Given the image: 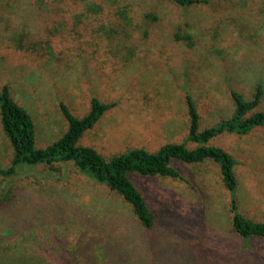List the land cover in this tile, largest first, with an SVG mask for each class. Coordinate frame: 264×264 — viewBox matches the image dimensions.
<instances>
[{"label": "rangeland", "instance_id": "1", "mask_svg": "<svg viewBox=\"0 0 264 264\" xmlns=\"http://www.w3.org/2000/svg\"><path fill=\"white\" fill-rule=\"evenodd\" d=\"M220 3L222 10L169 0H0V86L9 83L31 115L37 147L67 129L61 101L81 117L92 96L116 102L79 139L104 157L181 142L187 93L204 128L231 114L230 88L246 98L258 81L264 88V0ZM110 51L127 62L104 59ZM210 144L237 161L241 213L264 221V128ZM12 155L0 121V166ZM55 165L20 164L0 175V264H264V239L232 227L213 161H176L183 179L130 175L154 215L151 228L72 163Z\"/></svg>", "mask_w": 264, "mask_h": 264}, {"label": "trees", "instance_id": "2", "mask_svg": "<svg viewBox=\"0 0 264 264\" xmlns=\"http://www.w3.org/2000/svg\"><path fill=\"white\" fill-rule=\"evenodd\" d=\"M169 1L182 7L213 5L211 0ZM220 1L225 2V0ZM220 1H217L213 6L222 10ZM121 6L123 10H120L118 14L125 15L127 4ZM145 15L149 16L151 13H145ZM152 16L157 19L155 15ZM190 36L187 34L182 38L189 39ZM174 37L178 39L180 34L175 33ZM191 44L192 42H188V45ZM11 48L14 47L6 45V49ZM119 53L110 51V53L102 54V56L104 59L107 57L116 59L119 63L127 62ZM100 61H103V58L98 60L99 63ZM263 94L264 88L261 81L255 84L250 98H246L240 91L230 88L229 95L233 103L231 114L219 118L214 124L201 128L198 106L192 94L187 93L185 101L189 123L188 132L183 141L165 143L155 151H149L142 146L128 148L106 158L94 147L79 144V139L116 102H103L96 96H92L88 111L83 116L78 117L65 102L61 101L59 106L67 121V129L52 143L45 147H37L35 146L33 119L29 112L13 98L10 85L6 82L0 86V121L12 146L13 155L7 167L0 166V175L11 176L17 171L20 164L44 165L55 169L56 163H72L78 172L120 195L130 205L138 221L144 227L151 228L154 225V215L130 175L183 179L175 166L176 161L200 163L210 160L218 164L223 184L230 194L229 208L234 231L243 238L264 239V221H253L239 210L237 201L238 179L235 172L236 159L223 148L210 144L211 139L224 133L246 135L257 127L264 128V110L260 108ZM188 142L194 143L195 146L189 148ZM3 201L5 199H0V207L4 204Z\"/></svg>", "mask_w": 264, "mask_h": 264}]
</instances>
